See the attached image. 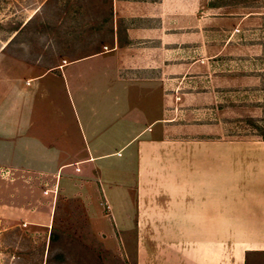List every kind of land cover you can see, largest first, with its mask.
Wrapping results in <instances>:
<instances>
[{
    "label": "crops",
    "instance_id": "0c3cea01",
    "mask_svg": "<svg viewBox=\"0 0 264 264\" xmlns=\"http://www.w3.org/2000/svg\"><path fill=\"white\" fill-rule=\"evenodd\" d=\"M124 52L66 63L116 60L99 113L83 109L75 68L57 77L63 64L0 62V168L43 181L20 197L49 198L12 207L33 227L56 204L74 212V264H264V140L173 137L162 80L133 75Z\"/></svg>",
    "mask_w": 264,
    "mask_h": 264
},
{
    "label": "rangeland",
    "instance_id": "374dc122",
    "mask_svg": "<svg viewBox=\"0 0 264 264\" xmlns=\"http://www.w3.org/2000/svg\"><path fill=\"white\" fill-rule=\"evenodd\" d=\"M263 46L264 0H0L1 63L63 64L57 77L75 68L83 109L99 113L110 108L116 60L66 63L125 50L133 75L162 80L164 125L180 141L264 140ZM42 189V180L0 168V264L75 263L74 212L56 204L47 226L33 227L12 207H39L49 198L20 193Z\"/></svg>",
    "mask_w": 264,
    "mask_h": 264
},
{
    "label": "trees",
    "instance_id": "16d2710c",
    "mask_svg": "<svg viewBox=\"0 0 264 264\" xmlns=\"http://www.w3.org/2000/svg\"><path fill=\"white\" fill-rule=\"evenodd\" d=\"M262 138L264 139V134H263Z\"/></svg>",
    "mask_w": 264,
    "mask_h": 264
}]
</instances>
